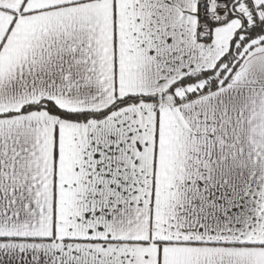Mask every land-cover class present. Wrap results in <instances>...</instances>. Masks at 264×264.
<instances>
[{
    "label": "snow or ice",
    "instance_id": "snow-or-ice-1",
    "mask_svg": "<svg viewBox=\"0 0 264 264\" xmlns=\"http://www.w3.org/2000/svg\"><path fill=\"white\" fill-rule=\"evenodd\" d=\"M0 264H264V0H0Z\"/></svg>",
    "mask_w": 264,
    "mask_h": 264
}]
</instances>
